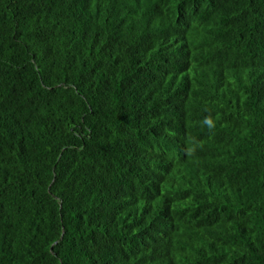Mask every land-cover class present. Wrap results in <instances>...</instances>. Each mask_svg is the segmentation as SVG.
Masks as SVG:
<instances>
[{
  "label": "trees",
  "instance_id": "obj_1",
  "mask_svg": "<svg viewBox=\"0 0 264 264\" xmlns=\"http://www.w3.org/2000/svg\"><path fill=\"white\" fill-rule=\"evenodd\" d=\"M0 264H264V0H0Z\"/></svg>",
  "mask_w": 264,
  "mask_h": 264
}]
</instances>
